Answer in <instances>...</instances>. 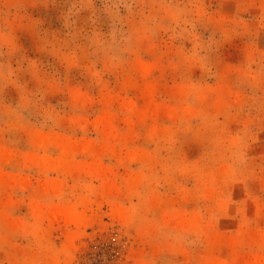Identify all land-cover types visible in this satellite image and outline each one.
<instances>
[{
	"label": "rangeland",
	"instance_id": "1",
	"mask_svg": "<svg viewBox=\"0 0 264 264\" xmlns=\"http://www.w3.org/2000/svg\"><path fill=\"white\" fill-rule=\"evenodd\" d=\"M45 136L81 147L66 173ZM64 201L79 224L40 221ZM263 237L264 0H0V264H245Z\"/></svg>",
	"mask_w": 264,
	"mask_h": 264
},
{
	"label": "bare ground",
	"instance_id": "2",
	"mask_svg": "<svg viewBox=\"0 0 264 264\" xmlns=\"http://www.w3.org/2000/svg\"><path fill=\"white\" fill-rule=\"evenodd\" d=\"M140 69L144 74H146V73H148L149 68L145 64L141 63ZM129 110L132 111L133 114L136 117H138V119L142 123L146 124L148 119L151 116H155L159 113L160 107H156L155 109H151L150 107L146 106L143 109H137V106L132 103V104H130ZM111 127H112V122L107 120V116H105L103 118V120L100 121L98 124V130L102 134L107 133V135H109L110 132L108 133V131L111 129ZM153 131L157 132L158 129L153 128ZM36 146L39 150H43L45 152H49V150L51 148H53L59 152V157H58L57 161L53 164V168L57 171H61L62 169L64 171L68 170L71 166V162L73 161L74 157L76 156V154H78V151H80V148H81V147L79 148L78 146H75L74 144H72L71 141H68L66 138L58 137L56 139H53L51 137H46V136L40 137L38 139V141L36 142ZM82 150L83 151L88 150L91 153L89 155H92V156H101V155H103L102 152H105V150L101 152L97 149H91L88 146L85 149L83 147ZM135 155L137 156V154H135ZM35 164L42 165V167L46 168V167H49L51 165V160L49 159V157L43 158V159L38 157L36 159ZM65 173H66V171H65ZM93 173H96L97 175H99V173H101V171H98V172L96 171ZM197 174H199V173H197ZM198 176H200V175H198ZM198 176H196V177H198ZM98 177H101V175H99ZM3 179L4 178H1L2 181H3ZM201 179H202V177H201ZM200 181H202V180H200ZM211 190H208L207 194H210ZM115 191H116L115 187H109L108 186L105 188L104 192L108 196H114L116 193ZM206 192H207V190H206ZM49 193L52 197L62 198V191H61L60 186H58V185H55L53 188H51ZM80 204L85 205L84 201H82V200L80 201ZM38 209H39V207H35L34 208L35 212H38ZM183 215L184 214H181L179 212H177L175 214L176 218H178V224L176 225V227L178 229H180V230H192V231L201 230V227H202L200 224L201 220H199L200 217L198 216V214L192 215V217L189 219H186ZM42 216L40 218V221H43L46 218H47V220H50V221L52 219H55V218H61L62 220H64L68 224H79L81 222V213L79 212L78 207L77 206H70L67 203H65V201L62 202L58 206L57 211L55 213L50 212V214H48L47 216H43V217ZM170 224L171 223L167 221L166 225L170 226ZM261 241L262 242L260 245L264 247V237L262 238ZM208 243L210 244V246L214 247V248L212 247L213 251L215 249H220L225 244L223 242H218V241L212 242L211 240L208 241ZM248 245H250V244H248ZM252 246H254V245H252ZM220 250L224 251V247H223V249H220ZM215 251H217V250H215ZM258 255H260V254H258ZM258 255L254 258V260L253 259L249 260L245 264H264V257L260 258V257H258ZM254 256H255V254H254ZM207 259H208L207 264H234L233 258L231 261H229V260L228 261L218 260V259L216 260L210 254ZM140 264H143V263H140Z\"/></svg>",
	"mask_w": 264,
	"mask_h": 264
}]
</instances>
